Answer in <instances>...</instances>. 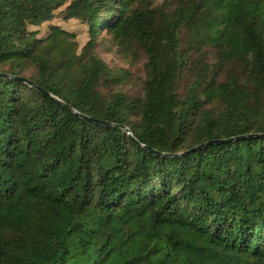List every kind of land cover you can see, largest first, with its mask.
Masks as SVG:
<instances>
[{"label": "trees", "instance_id": "obj_1", "mask_svg": "<svg viewBox=\"0 0 264 264\" xmlns=\"http://www.w3.org/2000/svg\"><path fill=\"white\" fill-rule=\"evenodd\" d=\"M0 73V264H264V0H0Z\"/></svg>", "mask_w": 264, "mask_h": 264}, {"label": "rangeland", "instance_id": "obj_2", "mask_svg": "<svg viewBox=\"0 0 264 264\" xmlns=\"http://www.w3.org/2000/svg\"><path fill=\"white\" fill-rule=\"evenodd\" d=\"M194 1L195 0H191V2H194ZM242 19H243V15H237L235 18V22H240ZM52 22H58L62 24L63 26H65L66 28H68L69 30L75 31L77 33V39H78L80 46L87 39L86 25L83 23H80L77 20H69V21L63 22L58 17H55L52 19ZM155 38L167 49L166 40H165L166 33L159 26H157ZM230 40L233 42L235 46L239 47V49L243 52L245 56L250 55V47L246 41H244L243 39L235 35H233ZM99 55L110 66L117 65V66L128 68L130 72L134 74L135 77L138 78L136 79L134 89L137 90L140 87L139 78L143 77V71H142L141 64L130 66L127 63H125L122 59L118 58L116 55L105 53L102 50H99ZM166 82H167L166 78H163V80L160 83L161 90L163 89L162 88L163 84ZM163 92L166 93V88H164ZM201 96L204 99H208V100L218 97V98L223 99L226 102H232V101H235L236 99L235 94L229 88V86H224V85H220L217 88H205ZM176 108H177V104L172 97L164 98L163 103L160 107L159 124L161 127H164L169 123L171 115Z\"/></svg>", "mask_w": 264, "mask_h": 264}, {"label": "water", "instance_id": "obj_3", "mask_svg": "<svg viewBox=\"0 0 264 264\" xmlns=\"http://www.w3.org/2000/svg\"><path fill=\"white\" fill-rule=\"evenodd\" d=\"M0 76H1V77H6V78H12V79H15V80H18V81L24 82V83L28 84L29 86H31V87L37 89L38 91H41V92L45 93L46 95H48V96L51 97L52 99L58 101L59 103L64 104L61 100H59V99H57L56 97L50 95L49 93H47L46 91H44V90H42L40 87H38L36 84H34L33 82H31V81H29V80H27V79H25V78H22V77H15V76H10V75H5V74H1V73H0ZM67 107L70 108L69 106H67ZM114 125H116V124H114ZM120 127H121V128H122V129H123L128 135H129L130 138H132L133 140H135V139L133 138V136L131 135V133L129 132V130H128L125 126H120ZM135 141H136V140H135ZM136 142H137V141H136ZM197 147H200V145L197 146ZM193 149H195V148H193ZM154 152H156V151H154ZM156 153H157V152H156Z\"/></svg>", "mask_w": 264, "mask_h": 264}]
</instances>
